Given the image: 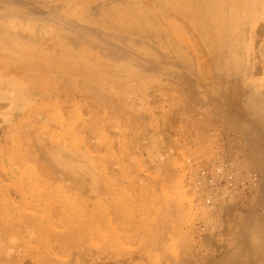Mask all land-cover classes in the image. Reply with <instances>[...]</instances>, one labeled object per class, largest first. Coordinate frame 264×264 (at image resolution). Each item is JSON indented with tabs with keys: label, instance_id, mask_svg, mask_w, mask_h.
I'll return each mask as SVG.
<instances>
[{
	"label": "rangeland",
	"instance_id": "1",
	"mask_svg": "<svg viewBox=\"0 0 264 264\" xmlns=\"http://www.w3.org/2000/svg\"><path fill=\"white\" fill-rule=\"evenodd\" d=\"M252 1H260L261 4L259 9L255 7L256 9L250 12L252 23H250L249 32L246 34L244 53L246 59L252 64V68L244 83L253 85L254 90L257 92L256 98L260 102V111H262L264 109V77L261 72H263L264 67V61H262L264 60V54L259 51V46L264 41V30H261L264 28L261 25L264 17V0ZM256 28L259 30L257 31ZM261 33L263 34L261 35ZM40 62L26 63V66L23 65L25 67L21 66L22 72L26 76L17 78L19 88L26 90V93L29 92L30 96L33 93L36 96L34 100L33 97L32 99L29 97V100H31L29 107L22 109L21 104L17 106L10 102L0 110L3 111L0 112V114H3L0 116L5 119L4 121L0 117V264H76V261L77 264H90L89 262L91 264H115L112 263L113 260L116 264H129V262H131L130 264H143L145 260L144 263L146 264H175L177 262V264H237L238 259H235L234 262V256L237 253L242 254V251H238L236 247L239 244L238 240L243 237L240 240L246 241L252 237L254 230L258 228L256 225H246L243 222L246 219V223H250V220H252V223H256L261 221L260 219L264 215V174L262 173L264 172V122L261 124L248 123L246 114L229 106L225 99V91L224 94H221L220 92L211 91L210 85L205 86L202 82L197 83L195 81L197 75L190 74L191 72L189 71V73L185 67H183V73L182 70H179L183 65H177L179 69L173 65V67L166 68V70L170 69L172 75L173 72L176 73L174 77L168 75L161 77L159 70V74L152 73L150 76L154 78L149 77L150 82H147L149 81L147 76H141L133 80L130 77H120L119 79L117 76L107 75V81L103 79L104 82H102L105 83L104 87L101 82H95V85L94 81H90L89 77H86L82 71V73L78 70L69 71L67 68L60 66H47L44 68L45 64L42 60ZM223 66L225 67V64ZM58 69L60 70L58 71ZM176 69L181 73L179 74ZM54 70H57V72ZM160 70L162 69L160 68ZM170 73L169 75H171ZM185 74L189 76V80L188 78L184 79ZM144 78L147 80L144 81ZM181 78L184 81H181ZM82 82L84 85L81 84ZM193 82L195 84L192 86ZM88 83L93 84L92 87ZM23 84L25 87L22 86ZM67 84L72 86H67ZM109 85L113 87L110 88ZM42 87L44 88L42 89ZM71 87L74 88L71 89ZM81 87L82 90L87 91L89 97L82 99L77 95V97L72 98L71 95L75 92L79 93ZM61 90L62 92H60ZM38 91L40 94H37ZM261 92H263V96ZM48 93L51 95H48ZM206 93L211 97L208 98ZM87 94L85 95L87 96ZM64 95L70 96V99L64 100ZM92 95L94 97H91ZM238 95L235 96H238L239 101L245 100L243 94ZM97 98H100V101L111 98L113 101L112 103L102 104L99 103ZM222 98H224L223 101H221ZM34 104L40 106V110ZM49 108L50 114L48 115ZM216 108L219 110L218 113L217 110L213 111ZM223 108L224 110H222ZM26 109L32 113L30 112L29 115L25 116ZM33 109L37 112L44 111L40 114V112L37 113ZM36 113L42 115V117ZM19 116L23 117L19 122L20 125L14 122L15 118ZM31 117L32 119H30ZM28 118L30 121L27 120ZM33 118H35L34 122L36 124L40 123L37 128L34 126L36 124L31 121ZM62 118L65 122L60 121ZM137 118H140V120H136ZM16 124H18V127ZM64 124L66 129L61 128ZM9 125L11 126L9 127ZM91 130L94 131L93 135ZM85 133L91 135L90 139L84 137ZM44 134L47 138L57 137L58 143L54 142L55 145L61 146L67 141L66 144L71 145L72 143L73 148L83 150L85 156H88L89 161H93L96 167V178L98 177L106 184L105 192L100 197L97 206H89L87 210H81L76 202H70V204L66 202L68 199L77 196L79 188L69 181L67 183L65 180H60L57 176L59 179L57 178L55 185V189L58 188L56 198L57 203L63 209L60 210V215L54 223L51 218L53 217L52 214L49 215V212H47L49 211L48 208L46 210L45 208L39 209L38 211L35 210L34 204L32 205L36 197L43 195L45 188L48 189L49 185L43 179H35L40 174L37 166L39 149L36 148V145L42 148ZM205 134H208V136ZM150 135H153L151 139H149ZM35 141L37 142L36 145ZM224 148L227 151H223ZM165 150L166 152H164ZM222 153L225 155L223 154V156ZM226 155H229L228 158ZM221 158L231 160L228 163L225 161V164H223ZM216 159L219 160L216 161ZM186 160L191 161L190 166L186 163ZM212 163H218L222 167L225 165L226 167L231 166V171L236 173L234 175L239 176L245 182L241 190H233L231 196L234 199L231 198L232 201L227 200V202L221 204L227 208L226 211L224 210L225 212L221 211L223 208H220V205H215L214 207H217L220 212L216 208H211L210 213H208L211 206L203 203L206 202L209 193L212 194L213 191L218 189L215 187L218 183H214L215 186L209 183L210 185L207 184L208 186H205L203 190V182L205 181L200 173L201 171L209 172L214 168ZM208 165L210 169H208ZM226 167L224 168L226 169ZM234 169L240 171V173L238 174ZM249 173L255 174L256 177L254 182H250L251 184L248 183L249 176L247 174L249 175ZM199 174L200 176H198ZM199 181L203 182L200 183ZM66 184L72 185L71 190L66 188ZM201 191H203V194L200 193ZM218 191L219 194L216 195L219 196L220 189L215 193H218ZM204 192H206L205 195ZM239 193L242 195L240 196ZM238 194L241 199L235 201ZM198 196L200 197L198 198ZM242 196L245 198L244 203ZM219 197H215V203L218 201L221 203ZM31 199L33 200L31 201ZM200 200L203 201L199 204ZM233 202H235L234 207H232ZM230 203L232 206H230ZM237 203L240 208L235 207ZM226 205H229L233 210H228L229 207ZM203 210H206L205 213ZM222 215L228 217V220L226 217L223 220ZM29 216L34 217V219ZM254 218H257V221ZM16 224L19 227H16ZM222 224H224L225 229L223 226L218 227ZM226 229L230 233L226 232ZM205 231L206 235L207 231L209 233L213 231L215 234L212 232L214 235L210 233L207 236L205 235L204 238ZM231 232H234V234H231ZM209 236H212L214 240L217 239L212 243L217 242L218 249L212 243L210 245ZM220 239H223L222 242L225 243L223 245L226 246L225 248L222 246ZM228 241H231V245ZM234 242H237V244ZM218 243L221 244L220 247ZM61 245L63 246L62 251H60ZM169 246H172L173 249ZM221 249L223 252H221ZM173 256L174 258H172ZM81 257L85 258L82 259ZM88 257L90 258L89 261H87ZM136 257L140 260H134ZM95 260H100V262L97 261L96 263Z\"/></svg>",
	"mask_w": 264,
	"mask_h": 264
},
{
	"label": "bare ground",
	"instance_id": "2",
	"mask_svg": "<svg viewBox=\"0 0 264 264\" xmlns=\"http://www.w3.org/2000/svg\"><path fill=\"white\" fill-rule=\"evenodd\" d=\"M260 4H261L260 1L253 2L252 0H0V67H1V69H0V110H2V108L5 107L10 102L12 104L17 105V106H19L21 104L20 107L23 109L24 107H27V106L29 107V105H30L29 102L31 101V100H29V97H31V99L33 97V100L35 99L36 96L34 93H33L34 95L32 94L30 96V94H28L29 92L26 93V90L19 88L20 85H18V83H17V78L18 77L22 78V76L25 75L22 72L21 66L25 65L26 63H36L37 61H39V63H41L40 60H42V62L45 64L44 68L47 66H49V67L60 66V67L67 68L69 71H72V70H78V72L82 71L86 77H89L90 81H94L93 83H95V82L100 83L101 82V84H103L102 82H104L103 79L106 80V78L108 77L107 75L117 76L119 79H120V77L121 78L122 77H130L134 80V79L139 78L141 76H143V77L147 76L149 78V77H151L150 75L152 73L153 74L154 73L159 74V71H160L161 77L166 76V75H168L170 77H174V75L176 73L173 72V69L175 70V68H173L171 70L173 72V75L170 73V69H167L168 70L167 71L166 68H169L172 65L175 67L177 65H180V66L183 65L181 67L182 69L181 68L179 69V66H177L178 67L177 69L182 70V73H183V67L187 68L188 72L189 71L191 72V73L189 72L190 74L197 75V79L195 80L197 83L202 82L205 86L210 85L211 87H209V88L211 91L220 92L221 94H224V91H225L226 92L224 94L225 99H226L227 103L229 104V106H231V108H233V109L236 108L237 111H239L241 113L243 112L244 114H246V116H248V118H247L248 123H250V124H261L264 122V109L262 111H260L261 110L260 102L256 98L257 92L254 90L253 85H247L244 83V81H246L245 79L248 78L249 73H250L251 68H252V64H250L249 60L246 59V56L244 53L246 34L249 32L248 28L250 26V23H252L251 18H250L252 15L250 14V12L252 10L256 9L255 7H258V9H259ZM263 11H264V4H263ZM260 20H259V22H260ZM46 24H48V25H46ZM261 25H262V27L264 26V17H263V20L261 22ZM257 28H259V27H257ZM257 28H256V30H257ZM259 29H261V28H259ZM261 30H264V28H262ZM262 34L263 33H261V35ZM259 51L262 54H264V41H262L261 45L259 46ZM262 61H264V60H262ZM224 64H225V67L223 66ZM25 66H23V67H25ZM160 68L162 70H160ZM2 69H3V71H1ZM177 69H176V71L178 72L179 70H177ZM187 69H185V70H187ZM59 70L60 69H58V71ZM262 70H263V72H261V73H263V77H264V67ZM54 71L57 72V70H54ZM1 72H3V73H1ZM188 72H186V73H188ZM169 73L171 75H169ZM178 73L180 74L181 72L179 71ZM189 73H188V75H190ZM1 74H3V75H1ZM256 74H257V72H256ZM180 76L184 77L183 75H180ZM186 76H187V74H185L184 79L189 77V76H187V77ZM191 76H193V75H191ZM42 77L44 78L45 76H42ZM159 78H160V75H159ZM195 78H196V76H195ZM19 79H18V81H20ZM145 79L146 78H144V81H145ZM148 80L149 81H147V82H150V78ZM154 80H156V79H154ZM158 80H160V79H158ZM188 80H189V78H188ZM27 81H29V80L27 79ZM108 81H110V80L108 79ZM181 81H184V80L182 79ZM20 82H22V81H20ZM191 82H192V78H191ZM96 83H95V85H96ZM110 83H111V81H110ZM186 83H187V80H186ZM81 84L84 85L83 82ZM88 84L90 87H92V85H93L91 83H88ZM194 84L195 83L193 82V84H191V85L193 86ZM22 86H24V84ZM26 86H27V84H26ZM67 86H72V85L67 84ZM103 86L105 87V83L103 84ZM117 86H118V84H117ZM112 87L110 86V88H112ZM43 88L44 87H42V89ZM73 88L71 87V89H73ZM106 88H108V87H106ZM110 88H108V89H110ZM189 89H190V87H189ZM41 90H40V92H41ZM259 90H261V89H259ZM60 92H62V90ZM240 93H241V95L243 94L245 96V100L242 99L241 101H239L237 99V97L239 96L238 94H240ZM262 93L263 92H261V95H262ZM37 94H40L39 91ZM85 94H87V91L82 90V87H81L79 89V93L75 92V94H72V95L70 94V95L72 98L77 97V95H79V97H81L82 99H84L85 97L88 98L89 95L87 94V96H86ZM211 94H213V93H211ZM48 95H51V94L48 93ZM235 95H238V96L236 97ZM52 96H54V95H52ZM207 96H208V94H207ZM91 97H94V95H92ZM210 97L211 96H208V98H210ZM63 99L68 100V99H70V96L64 95ZM97 99H98L99 103L101 102L102 104L112 103V101H113L111 98L107 99L106 101L105 100L100 101V98H97ZM223 99L224 98H222L221 101H223ZM53 101H54V99H53ZM263 101H264V99H263ZM57 102H60V101L57 100ZM224 103H226V102L224 101ZM36 105L34 104L35 107H36ZM186 105H187V103H186ZM263 105H261V106H263ZM37 107H38V105H37ZM221 107H222V105H221ZM227 108H229V107H227ZM35 109H33V110H35ZM13 110L16 111L15 109H13ZM36 110H38V109H36ZM39 110H40V108H39ZM214 110H217V113L219 111L217 108L213 109V111ZM222 110H224V108ZM5 111H7V110H5ZM27 111L26 112L24 111L25 116L29 115V113L31 112V111L30 112L29 111L27 112ZM35 111H34V113H35ZM43 111H38V112H40V114H42L41 112H43ZM49 111H50V108L47 111L48 115L50 114ZM0 112H3V111H0ZM198 112H200V111H198ZM9 113H10V111H9ZM20 113H21V111H20ZM17 114H18V112H17ZM47 114H45V115H47ZM225 114H226V112H225ZM0 115H3V114H0ZM11 115H12V113H11ZM37 115H39V114H37ZM48 115H47V117H48ZM15 116H16V114H15ZM39 116L42 117V115H39ZM39 116H37V118H39ZM221 116H222V114H221ZM227 117H228V114H227ZM1 118L4 119L3 116ZM21 119H23V117L19 116L18 118H15V121L13 119H10V120L19 124ZM30 119H32V117ZM30 119L28 118L27 120L30 121ZM34 119L35 118H33V120H31V121H33V124H36L34 122ZM49 119H50V117H49ZM138 119L140 120V118H137L136 120H138ZM142 119H143V117H142ZM25 120H24V122H26ZM144 120H145V118H144ZM4 121H5V119H4ZM55 121H56V119H55ZM60 121L65 122L63 118ZM146 121H147V119H146ZM7 122H6V124H7ZM49 122L50 121L48 120V123ZM9 123L11 124V122H9ZM18 124H16L17 127H18ZM39 124L40 123H38L34 126H36V128H37V125H39ZM11 125H9V127ZM31 125H32V123H31ZM31 125H30V128H31ZM40 126H42V125H40ZM44 126H45V124H44ZM63 127L65 128V124L63 126H61V128H63ZM12 128H14V127H12ZM23 129H24V127H23ZM83 130H84V127H83ZM32 131H34V130H32ZM29 132H31V131H29ZM91 133L93 135L94 131H92ZM216 133H218V132H216ZM214 134H213V136H214ZM42 135H43V133H42ZM84 135H85L84 137L89 138V139L91 137V135L90 136H89V134L86 135V133ZM205 135L208 136V134H205ZM45 136L46 135L44 134V139H43L44 142L41 145L42 148L39 147V145H36L37 142L35 141L36 148L39 149V151L37 149L36 150L40 153V156L38 153L39 159L37 161V166H38L40 174L38 175L39 177H35V179H37V178H40L39 180L43 179V180L47 181L49 183V185H48V189H47V187L45 188V186H44V188H45L44 194L40 195V197H36V200H34V203H32V205L34 204L35 210H38V211H39V209L45 208V210H46L48 208L49 211H47V212H49V215L52 214L53 217H51V218L54 220L53 221V223H54L55 220H57V217L60 215V210L63 209V207L62 206L60 207L59 204L57 203V198H56V193H57L58 188L56 187V189H55V185L57 183L58 177L60 178V180H65L67 183L71 182L73 185H75V187L79 188L78 192H77V196L73 197V199L72 198L68 199L66 202L69 204H70V202H73V203L76 202L78 207L81 210H87L89 208V206H91V207L97 206L98 201L100 200V197L105 192L106 184L104 182H102L101 179L99 180L98 177L96 178V176H97L96 175V173H97L96 167L94 166L93 161L91 160L92 162H90L89 161L90 159L87 158L88 156L87 157L85 156L86 154L83 152V150L73 148L74 146H72V143H71V145L66 144L67 141L64 142V145H61V146L55 145V143H58L57 137L56 138H53V136H51L52 138L48 137L50 139L49 140L47 138V136L46 137ZM152 136L153 135H150L149 139H151ZM92 137L95 138L96 136H92ZM146 139H147V137H146ZM154 139L156 140V137ZM223 139L225 140V138H223ZM153 140H151V141L153 142ZM224 142H226V141H224ZM159 147H164V146H159ZM166 148H169V147H166ZM243 148H244V146H243ZM223 151H227V149L225 150V148H224ZM261 151H263V150H261ZM152 152L154 153V151H152ZM164 152H166V150ZM224 153H226V152H224ZM224 153H222V155ZM263 153H264V151H263ZM167 154H168V152H167ZM145 155H146V153H145ZM151 155L152 154L150 153V156ZM222 155H221V157L224 158L223 156L225 154L223 156ZM229 155H231V154H229ZM228 156H227V158H228ZM252 156H251V158H252ZM143 157H144V155H143ZM231 157H233V156H231ZM231 157H229V158H231ZM227 158L225 160L222 159L223 164H225L224 163L225 161H227L226 163H228V161L231 160V159L228 160ZM188 159H190V157H188ZM218 160L216 159V161H218ZM149 161H150V159H149ZM263 161H264V158H263ZM188 162H189V160H186V163L189 164V166H190L191 161L189 163ZM222 162H220V163L222 164ZM151 163H155V162H151ZM212 165H214V168L211 169L212 172L216 170V166H220L222 168L221 169L222 170V177H224V178L231 177V179L233 180V183H234L233 187L235 189H237V191L239 189L241 190L240 180L242 181L243 179H240L239 176L237 177L236 175H234L235 172L233 173L231 171V169H230L231 166L226 167V165H225L224 166V167H226V169H225L224 167H222V165H220L218 163H216V164L212 163ZM191 167H192V165H191ZM206 167H207V165H206ZM208 169H210V166L208 167ZM236 169H237V167H236ZM211 170L209 172H211ZM234 171L238 172L235 169H234ZM261 172H262V170H261ZM239 173H240V171L238 172V174ZM245 173H248V172H245ZM262 173L264 174V172H262ZM200 174L198 176H200ZM247 176H249V175L247 174ZM200 180H203V179H200ZM58 182H63V181H58ZM202 182L203 181H201L200 183H202ZM205 182H203L204 183L203 184V190L205 189L204 188L205 186L210 185L209 183L205 184ZM43 183H44V181H43ZM38 184L40 185V183H38ZM215 184H217V183H215ZM215 184L213 183L214 186H215ZM40 187H41V185H40ZM215 187L218 188V189L216 188L217 190H219V189L221 190L220 191L221 196L219 195L220 197L218 195H216V194H219V191H218V193H215V191H217L215 189H214L215 191H213V190H210V191L211 192L213 191L212 194L215 193L214 194V195H216L215 197H219L221 199V203L218 200H217L218 202H216V203L214 202L215 204L213 203L214 205L210 207V210H208L209 211L208 213H210L211 208L218 209L217 207H214L215 205H218V206L220 205L219 207L223 208V209H221V211L227 210V208L223 207L221 204H223V202H227L229 194L232 190H227L226 185H222V184L220 185L219 183ZM66 188L68 190H71L72 185L66 184ZM197 188H195V189H197ZM200 190H201V188H200ZM208 190H209V188H208ZM258 190H260V189H258ZM196 191H195V193H196ZM202 192L203 191H201L200 193H202ZM205 193L206 192H204V195H205ZM207 194H208V191H207ZM209 194H211V193H209ZM239 194L237 196L238 198H236L235 201L237 199L238 200L241 199L240 196L242 194H240V196H239ZM235 195H237V194H235ZM235 195H233V196H235ZM257 195H258V193H257ZM206 196H208V195H206ZM244 196H242L243 197L242 198L243 203L245 200ZM252 196H254V195H252ZM199 197L200 196H198V198ZM246 197H247V195H246ZM202 198H203V195H202ZM231 198H232V196H231ZM232 199H234V197ZM232 199H231V201H232ZM32 200L33 199H31V201ZM202 201L203 200H200L199 204ZM203 203L205 204L206 202L204 201ZM234 203L235 202H233V206L230 203V206L234 207ZM201 205H203V204L201 203ZM170 206H171V204H170ZM226 206L229 207L228 210L229 209L233 210V208H230L229 205H226ZM235 207L236 208L239 207V204L238 203L235 204ZM205 211H204V213H205ZM218 212H220L219 209H218ZM230 213H231V210H230ZM222 214H224V213H222ZM227 214H228V212H227ZM227 214L225 213L226 216H227ZM29 217L31 218L32 216H29ZM221 217H223V215ZM225 217H223V220H225L224 219ZM25 218H27V217H25ZM32 218L34 219V217H32ZM227 218L228 217H226V219ZM257 218H254V219L256 220ZM52 219H49V220H52ZM28 220L30 221V219H28ZM219 220L221 221V219H219ZM260 220L264 221V215L261 217ZM21 221H23V220H21ZM250 221H252V220H250ZM15 222H17V221H15ZM18 222H20V221H18ZM244 222H243V224H244ZM24 223H23V225H24ZM220 223H222V221ZM223 223H224V221H223ZM17 224H16V227L18 226ZM219 225H218V227H222L224 224H222L221 226H219ZM225 225H226V221H225ZM205 226H206V224H205ZM218 227H216V228H218ZM224 227L225 226H223V228ZM240 227H242V226H240ZM210 228H212V227H210ZM223 228H221V230ZM244 229H245V226H244ZM212 232L213 231H211L210 233H212ZM223 232H225V231H223ZM226 232H229V231L226 229ZM210 233L207 231V235ZM213 233H212V235L215 234V233L214 234ZM217 234H220V233H217ZM231 234H234V232L233 233L231 232ZM205 235H206V231L204 234V238L207 236V235L206 236ZM241 236H242V234H241ZM51 237H53V236H51ZM202 238H203V235H202ZM241 238L243 239V237H240V239ZM208 239L210 240V245H211L212 241L214 242L217 240V239L214 240V238H212V236H209ZM238 239H236V240H238ZM240 239L238 241H241ZM246 239H247V237H246ZM253 239L257 240V241H263L264 240V226H261V227L258 226V228L253 233ZM209 240H207V241H209ZM220 241H221L222 246L225 245V243L222 242L223 239L222 240L220 239ZM247 242L245 243V246H246ZM234 243L237 244V242H234ZM221 244H219V247ZM212 245L213 246L215 245L216 249H218L216 246L217 242L212 243ZM230 245H231V243H230ZM62 247L63 246L61 245L60 251H62ZM169 247L172 248V246H169ZM223 247L225 248L226 246H223ZM234 247H235V245H234ZM236 247H238V246H236ZM248 248H249V246H248ZM227 249H228V247H227ZM246 250H248L247 247H246ZM252 251L251 252L248 251V253L249 252L252 253ZM221 252H223L222 249H221ZM231 252L232 251L230 250V253ZM258 252H259V249H258ZM241 253L242 254H236L235 256L233 254L234 262H235V259H238L237 264H250L251 262L249 260V257H251V256L254 257L255 254H252V255L250 254L251 255L250 256L246 252V254L249 255V257L246 258L245 257L246 255L243 254V248H242ZM253 253H255V252H253ZM18 254H20V253H18ZM221 254H223V253H221ZM96 256H97V254H96ZM175 256H176V254H175ZM221 256H223V255H221ZM90 257L93 258V256H91V255H90ZM129 257H130V255H129ZM144 257H146V256H144ZM81 258L84 259L85 257H81ZM147 258H148V256H147ZM172 258H174V256ZM89 259L90 258L88 257L87 261H89ZM94 259H95V257H94ZM116 259H118V258H116ZM129 259H131V258H129ZM129 259H128V261H129ZM137 259H139V258L136 257V259H134V260H137ZM141 259L143 260V257ZM106 260H108V259H106ZM97 261L100 262V260H97ZM97 261H96V263H97ZM103 261H105V260H103ZM113 261H112V263L116 264V262H113ZM206 261H207V259H206ZM253 261H254V259H253ZM78 262H79V260H78ZM110 262H111V260H110ZM144 262H143V264H146ZM176 262H177V260H176ZM89 263L91 264V262H89ZM130 263L131 262H129V264ZM177 263H175V264H177ZM212 263H213V261H212ZM76 264H77V261H76ZM262 264H263V262H262Z\"/></svg>",
	"mask_w": 264,
	"mask_h": 264
},
{
	"label": "built area",
	"instance_id": "3",
	"mask_svg": "<svg viewBox=\"0 0 264 264\" xmlns=\"http://www.w3.org/2000/svg\"><path fill=\"white\" fill-rule=\"evenodd\" d=\"M222 168L220 166H216V170L215 171H211V172H208V171H202L201 172V175H202V178L207 182V183H210V184H213V183H219L220 185H226L227 187V190H234L235 188L233 187L234 186V183H233V180L231 179V177L229 178H224L222 177ZM255 174H249V181L248 183L250 182H254L255 180ZM240 184H241V187L245 184L244 181H240ZM232 191L230 192L229 194V197H228V200H231V193ZM215 201V197L213 194H209V196L207 197L206 199V203L209 204L210 206H213V202Z\"/></svg>",
	"mask_w": 264,
	"mask_h": 264
},
{
	"label": "crops",
	"instance_id": "4",
	"mask_svg": "<svg viewBox=\"0 0 264 264\" xmlns=\"http://www.w3.org/2000/svg\"><path fill=\"white\" fill-rule=\"evenodd\" d=\"M245 222H247V220H245ZM244 224H246V225H257V226H259V227H261V226H264V221H258L257 223H252V221L250 222V223H244ZM256 230V229H255ZM254 230V231H255ZM248 241V242H247ZM247 242V244H246V246H245V243ZM253 246H252V245ZM261 245V246H260ZM248 246H249V248H248ZM239 247V248H238ZM238 247H237V249H238V251H242V248H243V254L244 255H246L245 257H249V255L251 254H255L254 255V257L253 256H251V257H249V260H250V264H262V262H263V264H264V240L263 241H257V240H254L253 239V234H252V237H250L249 239H247L246 241L245 240H241V241H239V244H238ZM246 247H247V249L248 250H246ZM259 249V252H258V249ZM255 248V249H254ZM251 249V250H250ZM253 250V251H252ZM263 250V251H262ZM248 251H252V253H248ZM257 251V252H256ZM246 252L249 254H246ZM253 252H255V253H253ZM261 253V254H260ZM238 254V253H237ZM259 256V257H258ZM253 257V258H252ZM256 257V258H255ZM252 260H251V259ZM262 258V259H261ZM253 259H254V261H253ZM261 263H260V262ZM253 262V263H252ZM257 262V263H256Z\"/></svg>",
	"mask_w": 264,
	"mask_h": 264
}]
</instances>
